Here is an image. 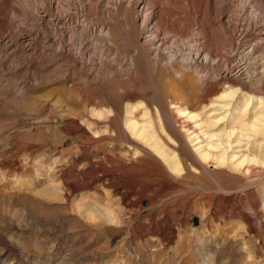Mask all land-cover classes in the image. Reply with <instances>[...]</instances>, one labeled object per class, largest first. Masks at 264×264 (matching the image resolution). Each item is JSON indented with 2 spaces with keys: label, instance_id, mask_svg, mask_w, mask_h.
Returning a JSON list of instances; mask_svg holds the SVG:
<instances>
[{
  "label": "rangeland",
  "instance_id": "obj_1",
  "mask_svg": "<svg viewBox=\"0 0 264 264\" xmlns=\"http://www.w3.org/2000/svg\"><path fill=\"white\" fill-rule=\"evenodd\" d=\"M89 1L81 9L74 0L77 18L118 23L116 13L103 16L94 10L98 0ZM244 1L255 0L232 3ZM176 2L161 15L171 33L204 29L207 43L223 36L203 17L204 0ZM41 3L0 0V264H264V134L240 125L264 114V85L236 86L230 101L217 99L220 85L207 80L201 91L193 79L192 92L204 95L198 102L182 84L185 95L172 92L178 78L160 68L153 85L167 122L144 77L134 84L102 77L99 89L85 70L55 59L60 32L39 18ZM112 31L110 55L131 53ZM129 36L135 41L137 31ZM136 65L142 72L141 59ZM126 118L149 126L178 173L125 131ZM222 146L224 166L199 163L200 152Z\"/></svg>",
  "mask_w": 264,
  "mask_h": 264
},
{
  "label": "bare ground",
  "instance_id": "obj_2",
  "mask_svg": "<svg viewBox=\"0 0 264 264\" xmlns=\"http://www.w3.org/2000/svg\"><path fill=\"white\" fill-rule=\"evenodd\" d=\"M70 1L42 0V8L37 12L44 23L51 21L60 32L58 34L60 38L58 37L57 42L50 36L47 37V40L56 42L57 47L53 54L54 58L68 63L69 68H76L80 71L85 70L89 76H92V82L99 89L101 88L98 81L102 77L125 78L124 81L131 82V84L132 82L134 84L139 76L144 77L154 104L167 122L172 120L167 112L160 108V99L153 85V80L159 74L160 68H163L167 77H172V80H175L173 77L178 78V82L175 80L172 83V92L184 94L183 88L189 87L190 100L198 102L203 100L204 95L200 92H192L196 88L193 79L196 84L201 86V91H204L208 83L207 80L213 81L216 86L220 85L222 94L216 98L220 100L229 99L230 101H233L238 94L236 86L241 88L244 86L251 87L254 83L256 87H263L264 85V18L260 14H264V5L259 4L257 0L244 1L237 5H233V0H204L203 17L210 18L213 24L219 26L223 34V36L218 37V42L210 41L209 43L205 39L209 37H206L207 31L204 29L189 31V28L186 27L184 31L174 34L170 32L171 29L168 30L163 24L162 13L167 8L177 10L179 7L176 4L177 0H98L94 5V10L108 17V14L113 11L118 15L119 21L115 23L110 19L92 25L83 17L77 18L78 10L75 9L76 7L74 8L76 6L74 0L73 3H70ZM191 1L193 0H183L184 6L191 5ZM75 2L82 4L81 9H84L87 5L89 8L92 7L88 2L87 5L83 4L84 0H75ZM229 5L230 7L233 5V15L227 10ZM190 11H188L189 15ZM120 12L123 14L120 15ZM198 15V12H191L194 21L198 19ZM163 17L165 16L163 15ZM165 19L166 21L172 20L168 14ZM207 20L209 21V19ZM212 22L209 21L210 24ZM112 29L118 32L131 53L110 55V48L114 46ZM133 29L137 31L135 41H131L129 36V30ZM253 35L255 37L248 40ZM84 36L89 37L88 43H85ZM74 41H77V43L75 44ZM97 42L101 44V50L97 49ZM213 55L216 58H213ZM136 59H141L142 72L138 71ZM183 76H188V79H190L183 82L184 80L181 79ZM250 102L251 99L246 103V108ZM206 108L207 106L203 105L201 110H206ZM126 110L128 115L134 114L129 111V108ZM112 113L116 120H123L118 110L113 108ZM197 117L198 115L194 114L189 119L193 120ZM244 118L240 119L242 131L253 129L255 133L264 134V114H258L254 121L251 124L247 123V125H245ZM150 122H145V124L150 125ZM123 125L127 133L143 141L152 153L160 157L171 172H179L178 162L176 160L172 161L165 153L160 144L157 143L156 135L149 130V126L145 125L147 128L141 126L142 124L138 126L137 121H132L129 118L124 119ZM206 135L207 133L203 130L202 137L205 136L206 138ZM229 135L226 137L228 140ZM212 136L217 138L216 134H212ZM226 144L228 145V143ZM224 150L226 148L223 147L222 150L212 148V150L200 152L197 156L198 161L201 164H205L206 161H213L215 165L222 167L227 163ZM260 165L264 166V156L260 161ZM248 227L252 229L251 225H248ZM260 227L261 225L257 224L254 231H257Z\"/></svg>",
  "mask_w": 264,
  "mask_h": 264
}]
</instances>
